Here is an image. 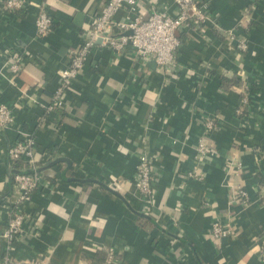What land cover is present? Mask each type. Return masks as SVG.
<instances>
[{
	"label": "crops",
	"instance_id": "1",
	"mask_svg": "<svg viewBox=\"0 0 264 264\" xmlns=\"http://www.w3.org/2000/svg\"><path fill=\"white\" fill-rule=\"evenodd\" d=\"M25 1L9 10L0 0V101L14 115L0 129V237L16 209L8 150L20 135L36 139L44 180L11 251L0 238V260L104 264L114 252L113 264H264V0H208L210 21L179 31L168 69L98 43L64 111L48 110L59 73L108 0ZM136 1L115 19L179 12L175 0ZM41 8L54 19L43 37ZM142 155L149 198L135 186ZM218 219L227 238L212 233Z\"/></svg>",
	"mask_w": 264,
	"mask_h": 264
},
{
	"label": "built area",
	"instance_id": "2",
	"mask_svg": "<svg viewBox=\"0 0 264 264\" xmlns=\"http://www.w3.org/2000/svg\"><path fill=\"white\" fill-rule=\"evenodd\" d=\"M5 8L9 10L25 9V0H1ZM179 12L176 16H169L161 12H153L148 16L139 14L129 15L125 21H117L116 14L123 8L133 13L136 0H108L102 12L96 16L92 26L84 38L82 44L74 49L70 56L69 65L59 73V84L54 92L53 103L48 107L49 111L66 106V94L73 86L86 63V59L98 45L110 48L116 52L132 50L143 63L155 62L161 69H168L176 62V53L181 46L179 31L190 25H205L211 19L210 5L208 0H175ZM54 19L52 14L41 8L36 19L37 34L41 37L52 32ZM126 32H131L125 35ZM241 50H247L248 45L240 42L237 45ZM21 61L16 60L11 64V72L21 71ZM243 104H247L244 97ZM239 113L242 110H238ZM14 122L11 108L0 101V129L7 130ZM213 122L207 124L212 129ZM207 148L201 142L198 146V159L203 158ZM10 164L20 162L24 167L19 171L31 170L29 173H15V192L13 197L16 209L11 214L6 230L1 235V240L6 244L8 252L18 236L24 232L27 215L22 206L30 199L31 195L40 187L44 180V174L40 170L37 158V142L32 135L18 140L8 150ZM15 170V169H14ZM135 186L138 191L149 198L152 195L153 169L147 155H142L137 170ZM236 197L245 203H251L249 194L241 187L238 188ZM212 233L216 238H227L231 234L230 224L222 223L219 219L212 223ZM264 259V248H262ZM114 252L108 254L104 264H113ZM0 264H10L9 257L0 260Z\"/></svg>",
	"mask_w": 264,
	"mask_h": 264
},
{
	"label": "water",
	"instance_id": "3",
	"mask_svg": "<svg viewBox=\"0 0 264 264\" xmlns=\"http://www.w3.org/2000/svg\"><path fill=\"white\" fill-rule=\"evenodd\" d=\"M131 32H126L125 33V35H129ZM99 43H100V40H99ZM154 63V62H153ZM153 63H151V64H153ZM60 161H66L65 159H58V160H56V162L55 163H57V162H60ZM40 170L42 171V169L40 168ZM29 172H31V170H25V171H19V170H14V173H29ZM116 194H119V193H117V192H115Z\"/></svg>",
	"mask_w": 264,
	"mask_h": 264
},
{
	"label": "trees",
	"instance_id": "4",
	"mask_svg": "<svg viewBox=\"0 0 264 264\" xmlns=\"http://www.w3.org/2000/svg\"><path fill=\"white\" fill-rule=\"evenodd\" d=\"M59 109H61V110L64 111V109H62V108H59ZM23 167H24L23 163H20V162L12 163V168L15 169V170H20V169H22ZM12 176H13V178H14L15 173H13Z\"/></svg>",
	"mask_w": 264,
	"mask_h": 264
}]
</instances>
